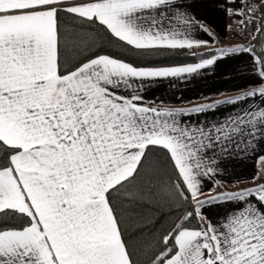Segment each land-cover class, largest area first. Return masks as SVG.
Listing matches in <instances>:
<instances>
[{
	"label": "snow or ice",
	"instance_id": "obj_1",
	"mask_svg": "<svg viewBox=\"0 0 264 264\" xmlns=\"http://www.w3.org/2000/svg\"><path fill=\"white\" fill-rule=\"evenodd\" d=\"M207 8L243 42L200 53ZM233 61L238 95H146ZM262 153L264 0H0V264H264Z\"/></svg>",
	"mask_w": 264,
	"mask_h": 264
},
{
	"label": "crops",
	"instance_id": "obj_2",
	"mask_svg": "<svg viewBox=\"0 0 264 264\" xmlns=\"http://www.w3.org/2000/svg\"><path fill=\"white\" fill-rule=\"evenodd\" d=\"M214 31L217 37V43H211L207 48L202 49H219L242 43L243 41L236 38V33L229 26L234 27V20L228 18L218 8L203 9L200 13ZM200 38L208 39L207 36L200 34ZM246 65L239 62H220L216 66L201 73L187 77L186 79H174L172 81H163L153 86L146 93L149 99L165 101L166 107H191L202 103L212 102L217 99L239 94L240 89L247 85L244 79L246 75ZM232 110L231 106H221V109L210 114L199 117L201 121L221 119ZM238 110V109H236ZM195 119V118H194ZM264 154V153H262ZM259 165L255 159H245L238 163L235 169L229 167V173L224 179L229 181L225 184L226 190H233L237 187L234 183L236 179L250 183V177L257 171ZM244 183L239 187H246ZM212 188L209 182L205 185V191Z\"/></svg>",
	"mask_w": 264,
	"mask_h": 264
},
{
	"label": "trees",
	"instance_id": "obj_3",
	"mask_svg": "<svg viewBox=\"0 0 264 264\" xmlns=\"http://www.w3.org/2000/svg\"><path fill=\"white\" fill-rule=\"evenodd\" d=\"M212 50H214V49H202L199 52L205 53V52H210ZM193 62H195V61L191 57H189L187 59H184L183 57H181L176 61H168V63H193Z\"/></svg>",
	"mask_w": 264,
	"mask_h": 264
},
{
	"label": "rangeland",
	"instance_id": "obj_4",
	"mask_svg": "<svg viewBox=\"0 0 264 264\" xmlns=\"http://www.w3.org/2000/svg\"><path fill=\"white\" fill-rule=\"evenodd\" d=\"M242 186V185H241ZM245 186H248V184H245Z\"/></svg>",
	"mask_w": 264,
	"mask_h": 264
}]
</instances>
